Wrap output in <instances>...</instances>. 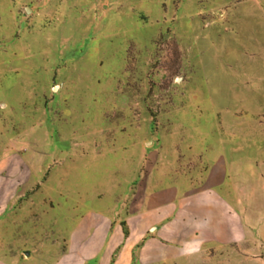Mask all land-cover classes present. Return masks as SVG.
<instances>
[{
	"label": "rangeland",
	"instance_id": "obj_1",
	"mask_svg": "<svg viewBox=\"0 0 264 264\" xmlns=\"http://www.w3.org/2000/svg\"><path fill=\"white\" fill-rule=\"evenodd\" d=\"M210 175L245 238L169 264H264V0H0V258Z\"/></svg>",
	"mask_w": 264,
	"mask_h": 264
},
{
	"label": "crops",
	"instance_id": "obj_2",
	"mask_svg": "<svg viewBox=\"0 0 264 264\" xmlns=\"http://www.w3.org/2000/svg\"><path fill=\"white\" fill-rule=\"evenodd\" d=\"M221 183L210 175L203 187L188 192L178 186H141L123 221L88 209L69 228L63 253L46 264H169L209 244L239 242L245 238L243 220L221 192ZM15 195L16 189L0 185V216ZM32 258L21 264H32ZM0 264L15 263L0 258Z\"/></svg>",
	"mask_w": 264,
	"mask_h": 264
},
{
	"label": "trees",
	"instance_id": "obj_3",
	"mask_svg": "<svg viewBox=\"0 0 264 264\" xmlns=\"http://www.w3.org/2000/svg\"><path fill=\"white\" fill-rule=\"evenodd\" d=\"M122 225H123V228H124L125 236H128L129 232H128V229H127V227H126V224L123 223Z\"/></svg>",
	"mask_w": 264,
	"mask_h": 264
}]
</instances>
